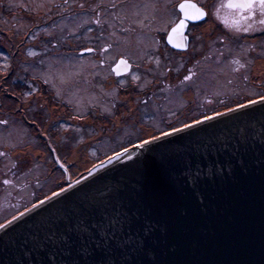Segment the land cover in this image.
<instances>
[{
	"label": "rangeland",
	"instance_id": "1",
	"mask_svg": "<svg viewBox=\"0 0 264 264\" xmlns=\"http://www.w3.org/2000/svg\"><path fill=\"white\" fill-rule=\"evenodd\" d=\"M75 4L0 0V220L78 179L121 150L126 138L148 139L152 130L138 133V117L142 125L166 131L264 95V36L255 41L264 31L260 24L248 32L232 24L201 26L194 30L196 54L171 66L148 55L156 46L153 32L161 28L133 25L122 33L117 21L112 22L101 37L100 45L110 47L101 52L102 59L111 62L121 53L135 63L127 76L114 80L106 61L66 50L81 43L82 26L84 42L91 39L93 15L85 14L81 25ZM31 12L51 15L52 21L31 19ZM132 13L131 21H140ZM107 16L101 12L102 21ZM157 76L162 78L159 84ZM193 100L194 115L185 114V119L177 114ZM105 115L114 119L107 121Z\"/></svg>",
	"mask_w": 264,
	"mask_h": 264
},
{
	"label": "water",
	"instance_id": "2",
	"mask_svg": "<svg viewBox=\"0 0 264 264\" xmlns=\"http://www.w3.org/2000/svg\"><path fill=\"white\" fill-rule=\"evenodd\" d=\"M180 20L169 29L166 42L184 50L187 21L180 34L169 39ZM130 66L119 58L112 70L119 76ZM261 112L264 104L258 101L233 112L222 111L221 116L208 115L213 119L143 148L134 147L139 142L126 147L130 159L121 156L96 171L92 168L63 187L60 195L51 194L33 204L35 208L28 207L25 215H15V221L9 219L12 223L0 229V264H46L47 247L34 242L47 245L48 224L64 207L85 194L107 195L118 184L132 186L140 172L158 189L151 203L165 264H264V138L259 135L260 123L252 119ZM241 127L254 128L256 134L237 151L228 137L235 139ZM225 142L228 148H222Z\"/></svg>",
	"mask_w": 264,
	"mask_h": 264
},
{
	"label": "snow or ice",
	"instance_id": "3",
	"mask_svg": "<svg viewBox=\"0 0 264 264\" xmlns=\"http://www.w3.org/2000/svg\"><path fill=\"white\" fill-rule=\"evenodd\" d=\"M223 6L235 10L231 23L238 30L248 32L252 27L249 24L241 29L240 21L253 20L264 26V0H228L227 5ZM179 8L184 14V19L172 29L169 34L170 40L173 36L180 34L187 20L201 19L205 15L202 9L188 0L180 4ZM257 15H259L258 21L255 19ZM224 22L228 24L229 18L225 17ZM96 23L100 21L96 20ZM184 46L177 44V47ZM120 63L127 66L123 60ZM189 78V76L184 77L185 80ZM258 101L264 104V95H260L258 100L248 99L246 104L237 103L235 108H228L226 111L233 112L256 104ZM221 115L224 113H214V116ZM210 119H213V116H204L203 120L196 119L191 124H183L180 128L173 127L171 131H161L159 135H150L148 139H141L134 147L143 148L162 137ZM252 119L260 123L259 135L264 138V112H261L258 118ZM255 134L254 128L241 127L237 130L235 139L231 137L228 139L235 141L234 147L239 151ZM222 148H228V143L225 142ZM121 156L131 158L128 156V148L115 152L113 156L108 157V162L111 163L113 159ZM161 163L163 167L167 166L166 162ZM101 166L103 167V162ZM9 182L5 181V183ZM64 191V188H60L59 192H53L52 196L60 195ZM157 192L158 189L151 178L146 173L140 172L132 186L118 184L108 190L107 195L85 194L64 207L65 211L59 212L56 219L49 222L45 235V240L48 242L46 246L34 243L37 247H47L46 264H165L159 252L160 237L156 232L157 221L153 218L154 209L151 203ZM32 207L35 208L36 205ZM28 211L29 209L26 208L25 212L18 215L23 216ZM16 219L17 216L12 217V221ZM12 221L0 224V229H4ZM58 255L62 258L58 259Z\"/></svg>",
	"mask_w": 264,
	"mask_h": 264
},
{
	"label": "flooded vegetation",
	"instance_id": "4",
	"mask_svg": "<svg viewBox=\"0 0 264 264\" xmlns=\"http://www.w3.org/2000/svg\"><path fill=\"white\" fill-rule=\"evenodd\" d=\"M75 1H76L75 5H77L78 12L82 15V17H80V20H82L80 21L81 25L84 21L85 14L90 13L93 15L91 16V19H90L91 21L90 24L92 26L91 31H90L91 39L89 42H84L83 29H82L83 26H82L80 30L81 35L79 37V40H81L80 41L81 43L75 42L74 48L71 47L66 50H70L69 52L75 53L76 55L83 56V57L87 55H91L93 59H95L96 61H99L101 64H103L106 61V63L110 65L109 66L110 74L114 76L113 77L114 80L117 77L121 78V77L127 76L130 73V71L135 67L134 66L135 63L130 58L126 57L125 55L121 53L114 55V59L111 62L109 61L110 58L108 57L102 59L103 54H101V52L102 53L107 52L110 49V47L109 45H100L101 37L103 33H106L110 29V23L117 21L116 24L119 25V27L117 26L118 32H122V33H125V32L128 33V30L132 29L133 25L134 26L139 25V27H141L142 25H145L152 29L161 28V30H158V31L155 30L153 32V36L156 39V46L153 48H150V50L148 51V55H154L158 58V60L170 62L169 65L173 66L175 64L174 62L175 61L178 62L177 59H179L180 57L185 58L188 56H192V53L196 54L194 53L196 52V49H197L196 40L194 38L195 29L200 28L201 26H207L208 24L210 25L209 28H218V27L223 28V26L227 27L228 25H231L232 23H231V20H229V23L225 24L224 22L225 17H228V18L232 17L233 13L235 12L234 9H229L223 6V5H227L228 0H188V2L196 5L197 8L202 9L205 15L201 19H197L193 21H190L191 19L187 20V25H186V30H185V35L187 36V46H186V49L184 50H178V49L172 48L171 46L167 44L166 35L169 29L182 18V13L179 9V4L181 2L184 3L185 0H75ZM81 5H83V7H81ZM97 5L99 6L97 7ZM113 5H115V7H113ZM213 8H214V11H213ZM54 9L57 10V8H54ZM1 10L5 12L4 7H1ZM101 12L107 13L108 16H107L106 21L101 20L102 18ZM40 13L30 14L29 18L47 19L48 21L49 20L52 21L51 15L49 16L48 14H40ZM131 13L134 14L135 16H139L140 21H136V22L131 21L130 19ZM217 16H220V19ZM258 17L259 15H257L256 18ZM96 20H99L100 23H96ZM244 24L246 25L251 24L252 26H254L259 23L254 22L252 20L240 21V25H244ZM30 28L31 29L35 28V25H32ZM162 29H165V30H162ZM263 36H264V31L259 32L258 34H256L255 41L259 42ZM238 39H240V37H238ZM24 42L30 43L28 40H26L25 37H24ZM88 49H91L92 51H87ZM109 55L110 54L106 56H109ZM119 58L126 59L130 63L131 66H130V70L127 73L116 76L112 70V67ZM79 64L83 68V65H82L83 61L80 62ZM154 78H155L154 81L155 82L157 81L158 84L162 80L160 76H157ZM158 84H156V90L158 92H162L161 86ZM255 87H258V85H255ZM130 91L134 94V96L137 94L136 91H134L133 89H130ZM31 92H33V94L35 93V91H31ZM189 93L192 94L193 93L192 90L189 91ZM52 95H55V92H53ZM58 102L59 104L64 103L60 100ZM192 103L193 104H190L189 102H187L186 106L188 107H185L187 109L184 108L182 110V114L177 111V114L185 117L186 119L187 118L186 116L189 114L191 115L193 110L195 109V105H196L195 100H193ZM70 108L72 109V107ZM185 114L187 115L185 116ZM104 119L107 121H110V120H113L114 118L112 119V116L105 115ZM136 127H138V131H137L138 133L141 132V129L150 130V131L152 130V132L159 131L157 129H153L149 125H142V122L139 120V117L137 118ZM133 139H137V137L136 138L134 137ZM126 140H129V139L126 138ZM126 145L127 144H125L124 142L121 149L129 147ZM117 151H120V150H117Z\"/></svg>",
	"mask_w": 264,
	"mask_h": 264
},
{
	"label": "trees",
	"instance_id": "5",
	"mask_svg": "<svg viewBox=\"0 0 264 264\" xmlns=\"http://www.w3.org/2000/svg\"><path fill=\"white\" fill-rule=\"evenodd\" d=\"M15 85H16V84H15ZM167 130H168V129H167ZM164 131H165V130H164ZM160 132H161V131H155V132H151L150 134H151V135H158V134H160ZM141 139H144V135H143V136H140V137L137 138V139H133V140L129 139V140H127V141L125 142V144H127L126 146H130V145H132L133 143L139 142ZM70 182H72V181H70ZM70 182H68L67 185H68ZM65 186H66V185H65ZM28 205H30V204H28ZM28 205H27V206H28ZM24 209H26V208H24ZM24 209H22L21 211H23ZM21 211H19V212H21ZM19 212L14 213V215L18 214ZM14 215H13V216H14ZM13 216H12V217H13ZM9 217H10V216H9ZM12 217H10V218H12ZM10 218L6 217V218L0 220V224H3L5 221L9 220Z\"/></svg>",
	"mask_w": 264,
	"mask_h": 264
},
{
	"label": "bare ground",
	"instance_id": "6",
	"mask_svg": "<svg viewBox=\"0 0 264 264\" xmlns=\"http://www.w3.org/2000/svg\"><path fill=\"white\" fill-rule=\"evenodd\" d=\"M114 160V159H113ZM108 162V160L106 161V162H103V166L106 164ZM102 166H101V164H97V165H95V170H93V171H96V170H98V169H100Z\"/></svg>",
	"mask_w": 264,
	"mask_h": 264
}]
</instances>
